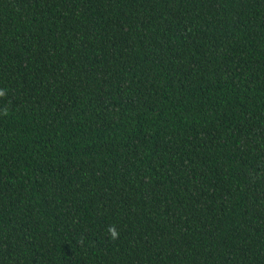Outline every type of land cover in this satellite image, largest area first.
Returning a JSON list of instances; mask_svg holds the SVG:
<instances>
[{
  "label": "trees",
  "instance_id": "16d2710c",
  "mask_svg": "<svg viewBox=\"0 0 264 264\" xmlns=\"http://www.w3.org/2000/svg\"><path fill=\"white\" fill-rule=\"evenodd\" d=\"M0 264H264V0H0Z\"/></svg>",
  "mask_w": 264,
  "mask_h": 264
},
{
  "label": "clouds",
  "instance_id": "9594fccd",
  "mask_svg": "<svg viewBox=\"0 0 264 264\" xmlns=\"http://www.w3.org/2000/svg\"><path fill=\"white\" fill-rule=\"evenodd\" d=\"M113 236H115V233H113Z\"/></svg>",
  "mask_w": 264,
  "mask_h": 264
}]
</instances>
